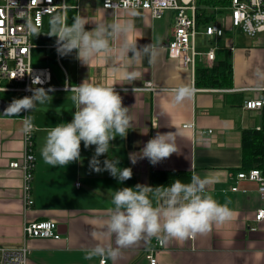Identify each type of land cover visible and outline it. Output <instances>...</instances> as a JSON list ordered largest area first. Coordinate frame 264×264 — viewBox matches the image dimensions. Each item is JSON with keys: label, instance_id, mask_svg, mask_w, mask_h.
Instances as JSON below:
<instances>
[{"label": "crops", "instance_id": "0c3cea01", "mask_svg": "<svg viewBox=\"0 0 264 264\" xmlns=\"http://www.w3.org/2000/svg\"><path fill=\"white\" fill-rule=\"evenodd\" d=\"M70 3H78L81 8L66 11L69 24L77 14L87 18L86 30L113 19H132L135 30L129 39L138 40L139 45L152 43L158 55L150 64L147 57L113 62L100 54L86 66L76 59L75 50L61 57L55 42L47 41V31L42 32L47 40L40 46L54 51L46 56L43 65L35 67L51 69V81L44 89L49 98L37 104L34 111L19 116L0 113V247H18L23 241L25 222L53 220L59 225L61 239H28L31 247L28 264H99L100 257L86 259L85 256L98 243L116 247L114 236L100 235L114 207L115 190L134 188L137 184L154 187L155 173H171L168 185L177 179L174 174L186 175L188 183L193 176L206 179L204 195L226 204L233 216L193 239L164 240L161 234L159 238L165 246L156 253L157 264H264V219L256 229H251L256 212L264 207V197L256 182L236 177L243 169V132L262 126L264 121L263 110L244 107L245 100L264 97V43L241 44L235 33L236 49L230 53L232 85L204 86L197 82L196 71L168 55L176 11L168 10L162 17L154 18L148 10H135L134 16L129 15L130 9L107 10L100 0H71ZM202 67L207 66L199 59L196 68ZM132 72L138 75L127 79L125 74ZM84 81L114 87L122 97L123 106L129 108L132 120L126 138L117 136L110 142L109 152L98 158L101 167L105 159H118V167L131 168V179L123 183L108 171L97 173L90 169L95 146L85 148L83 141L78 162L53 167L41 157L40 149L48 131L62 122H71L75 109L70 89ZM147 81L152 82L153 89H138ZM65 85L69 87L61 88ZM180 86H188L191 91L182 103L175 104L171 90ZM3 98L9 104L13 100ZM26 115L32 117L36 128L34 205L30 209H26L23 198V173L10 166L11 161L21 159L24 151L21 128L22 117ZM191 122L193 129L184 127ZM209 130L212 132L208 133ZM158 131H176L178 153L156 165L147 158L132 164L130 154L139 153ZM233 186H238V190H233ZM149 197L153 206L162 203L153 193ZM94 231L96 236L92 234ZM156 238L144 237L135 245L121 249L117 260H107L109 264H150L146 250Z\"/></svg>", "mask_w": 264, "mask_h": 264}, {"label": "clouds", "instance_id": "9594fccd", "mask_svg": "<svg viewBox=\"0 0 264 264\" xmlns=\"http://www.w3.org/2000/svg\"><path fill=\"white\" fill-rule=\"evenodd\" d=\"M127 3L130 5L129 15L134 16L136 4L133 0H127ZM88 24L87 18L79 14L73 17L71 24L63 14L54 18L48 35L56 38V51L61 57L75 50L76 59L87 66L100 54L113 62L123 58L137 60L147 57L150 64L158 55L152 43L139 45L138 40L129 39V34L135 30L132 19H113L86 30ZM125 75L127 79H133L138 74L132 72ZM171 91L173 102L180 104L188 98L191 90L188 86H180ZM70 93L75 109L73 118L71 122H62L48 131L40 149L43 161L53 167L78 162L81 160L83 141L85 148L95 146V153L89 162L92 171H108L120 183L131 179L132 169L118 167L120 160L105 159L101 167L98 159L109 152L110 142L117 136L126 138L131 126L132 117L129 108L123 106L121 95L114 87L86 81L71 86ZM48 98L43 88H33L31 96L13 99L3 114L19 116L22 112H32L37 104L44 103ZM34 129L32 117L23 116L22 133L29 136ZM176 135V131H158L139 153L130 154L131 163L147 158L152 165H156L178 153ZM207 184L206 179L193 176L188 184L176 179L166 187L137 184L134 188H118L112 195L114 207L100 234L114 236L116 247L98 243L88 250L85 258L100 257L101 264H104L106 259L117 260L121 249L135 245L144 237L159 238L163 234L164 240L184 241L210 232L214 224L222 225L231 220L233 213L226 204H219L210 195H204ZM149 193L162 201L160 206H153ZM92 234L97 235L95 231Z\"/></svg>", "mask_w": 264, "mask_h": 264}, {"label": "built area", "instance_id": "2783aa9c", "mask_svg": "<svg viewBox=\"0 0 264 264\" xmlns=\"http://www.w3.org/2000/svg\"><path fill=\"white\" fill-rule=\"evenodd\" d=\"M104 9L117 11L130 9L127 0H100ZM200 0H133L135 10H148L154 18L162 17L166 11H176L175 24L168 44V55L178 59L185 67L196 71L198 60L211 67L219 50L233 53L236 45L233 35L241 29L248 36L254 37L264 33V0H230L226 9L230 11L225 26L218 17L220 7H206L208 12L215 11V17L209 22L198 23L197 13ZM74 8L80 10L81 5L71 4L70 0H0V92H22L23 96L32 93L33 88H43L51 81L49 67H35L32 64V29L42 30L45 16L65 15ZM219 9V10H218ZM210 15V13H209ZM201 28L203 30H201ZM203 33L212 38L208 49L197 48V35ZM56 47V45H55ZM65 85L61 88H68ZM152 82L147 81L140 90L153 89ZM244 107L250 110H263L264 97L245 100ZM186 128H194V123H187ZM36 129V128H35ZM35 129L29 136L24 135V151L21 159L13 160L10 166L23 173L22 192L26 209L34 205L33 180L36 168ZM256 129H262L258 126ZM208 133L212 130L207 131ZM239 180L253 181L264 197V171L260 168L242 169L237 172ZM78 185L80 183H77ZM238 190V186H233ZM264 219V207L256 212L255 225ZM61 239L59 225L53 220L25 222L22 227L23 241L18 247H0V264H28L31 247L30 238ZM193 239V238H190ZM165 242L156 238L153 246L146 250L150 264H157L156 253L164 248ZM99 264H101V259ZM104 264H109L108 260Z\"/></svg>", "mask_w": 264, "mask_h": 264}, {"label": "trees", "instance_id": "16d2710c", "mask_svg": "<svg viewBox=\"0 0 264 264\" xmlns=\"http://www.w3.org/2000/svg\"><path fill=\"white\" fill-rule=\"evenodd\" d=\"M230 0H200L197 19L199 24L209 22L215 17V11L208 12L206 7L228 6ZM221 9L219 11H221ZM210 13V15H209ZM232 63L230 61V52L226 49L219 50L216 60L211 67H202L196 69L197 82L204 86L230 87L232 85ZM264 112V108H263ZM260 168L264 171V121L262 129H246L243 132V169ZM171 173H155L154 187L168 186L172 180ZM182 183L186 182V175L174 174Z\"/></svg>", "mask_w": 264, "mask_h": 264}, {"label": "rangeland", "instance_id": "374dc122", "mask_svg": "<svg viewBox=\"0 0 264 264\" xmlns=\"http://www.w3.org/2000/svg\"><path fill=\"white\" fill-rule=\"evenodd\" d=\"M224 6H221L220 8H222ZM70 12L71 11H69V14H70ZM219 12L220 13H219L218 17L220 18V21L225 26H227L226 19L228 18L227 16L230 14V11L228 9H226V7H225L223 9H221V11H219ZM54 18L51 17L50 15L49 16H45V18H44V27H43L44 29H42V30L36 29V31L32 33V43L35 44V47L32 50V64H33V66L43 65L44 62H45L46 56L48 54L51 55L52 52L54 51L53 49H49V48L40 46L42 41L45 42L47 40V39L43 38L42 32L47 31L50 34V23L54 20ZM201 30H203V29L201 28ZM235 33H237L238 41L241 44L247 45V44H251V43H253L255 41L264 43V33H258L254 37L248 36L241 29H236ZM212 38H214V37H211V36L203 34V33H199L197 35V40H196L197 48L201 49V50L208 49L210 44H211V42H212ZM47 41H50V43H53V42L56 41V38L49 36ZM0 94L3 97H6L9 100L10 99L23 98L21 92L3 91V92H0ZM22 113H24V112H22Z\"/></svg>", "mask_w": 264, "mask_h": 264}, {"label": "water", "instance_id": "95a60500", "mask_svg": "<svg viewBox=\"0 0 264 264\" xmlns=\"http://www.w3.org/2000/svg\"><path fill=\"white\" fill-rule=\"evenodd\" d=\"M51 25H52V22L50 24V28H51ZM48 33V32H47ZM49 37V35L47 36ZM9 105V103L3 98L0 96V113L3 114L4 113V109ZM5 115V114H3Z\"/></svg>", "mask_w": 264, "mask_h": 264}]
</instances>
